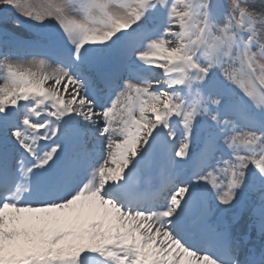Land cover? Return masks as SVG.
Wrapping results in <instances>:
<instances>
[{"label":"snow or ice","instance_id":"snow-or-ice-1","mask_svg":"<svg viewBox=\"0 0 264 264\" xmlns=\"http://www.w3.org/2000/svg\"><path fill=\"white\" fill-rule=\"evenodd\" d=\"M0 264H264V0H0Z\"/></svg>","mask_w":264,"mask_h":264}]
</instances>
